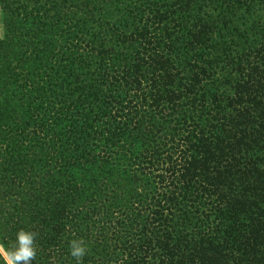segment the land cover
<instances>
[{"label":"trees","instance_id":"obj_1","mask_svg":"<svg viewBox=\"0 0 264 264\" xmlns=\"http://www.w3.org/2000/svg\"><path fill=\"white\" fill-rule=\"evenodd\" d=\"M32 264H264V0H0V243Z\"/></svg>","mask_w":264,"mask_h":264},{"label":"clouds","instance_id":"obj_2","mask_svg":"<svg viewBox=\"0 0 264 264\" xmlns=\"http://www.w3.org/2000/svg\"><path fill=\"white\" fill-rule=\"evenodd\" d=\"M34 245V233L24 230L17 232L16 241L10 247H5L0 243V264H32L36 256ZM87 251L84 241H71L70 255L75 259V264H83Z\"/></svg>","mask_w":264,"mask_h":264}]
</instances>
